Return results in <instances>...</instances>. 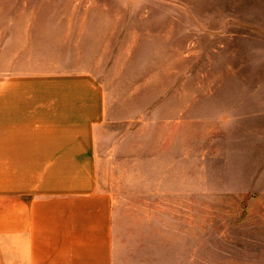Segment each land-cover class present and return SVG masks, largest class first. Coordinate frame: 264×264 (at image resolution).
<instances>
[{
	"label": "rangeland",
	"instance_id": "rangeland-1",
	"mask_svg": "<svg viewBox=\"0 0 264 264\" xmlns=\"http://www.w3.org/2000/svg\"><path fill=\"white\" fill-rule=\"evenodd\" d=\"M7 70L94 75L98 181L113 198L168 199L178 219L193 209L206 257L256 230L264 0H0Z\"/></svg>",
	"mask_w": 264,
	"mask_h": 264
},
{
	"label": "crops",
	"instance_id": "crops-1",
	"mask_svg": "<svg viewBox=\"0 0 264 264\" xmlns=\"http://www.w3.org/2000/svg\"><path fill=\"white\" fill-rule=\"evenodd\" d=\"M104 115L103 88L87 71H2L0 264H264V214L243 245L216 243L206 257L193 209L178 219L168 199L103 190Z\"/></svg>",
	"mask_w": 264,
	"mask_h": 264
}]
</instances>
